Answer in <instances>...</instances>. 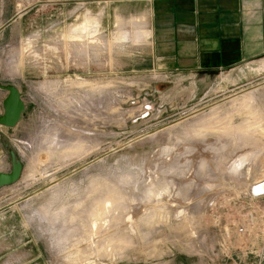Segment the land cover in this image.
<instances>
[{
	"label": "rangeland",
	"instance_id": "1",
	"mask_svg": "<svg viewBox=\"0 0 264 264\" xmlns=\"http://www.w3.org/2000/svg\"><path fill=\"white\" fill-rule=\"evenodd\" d=\"M84 2L0 0V83L26 105L0 127V173L4 144L22 163L0 188V264L227 263L251 244L236 229L264 224V69L150 71Z\"/></svg>",
	"mask_w": 264,
	"mask_h": 264
},
{
	"label": "crops",
	"instance_id": "2",
	"mask_svg": "<svg viewBox=\"0 0 264 264\" xmlns=\"http://www.w3.org/2000/svg\"><path fill=\"white\" fill-rule=\"evenodd\" d=\"M83 1L101 28L128 36L150 71L242 77L264 69V0Z\"/></svg>",
	"mask_w": 264,
	"mask_h": 264
},
{
	"label": "water",
	"instance_id": "3",
	"mask_svg": "<svg viewBox=\"0 0 264 264\" xmlns=\"http://www.w3.org/2000/svg\"><path fill=\"white\" fill-rule=\"evenodd\" d=\"M0 90L6 92V97L2 101V114L0 115V127L11 129L20 121L25 111V103L17 88L11 84L0 83ZM5 148L10 159V171L0 173V188L14 184L21 175L22 163L16 154L10 150L6 144Z\"/></svg>",
	"mask_w": 264,
	"mask_h": 264
},
{
	"label": "built area",
	"instance_id": "4",
	"mask_svg": "<svg viewBox=\"0 0 264 264\" xmlns=\"http://www.w3.org/2000/svg\"><path fill=\"white\" fill-rule=\"evenodd\" d=\"M253 198L263 196L262 193L250 191ZM254 219L244 221L237 229L238 235L246 236L250 240V247H246L238 256L227 257L224 264H264V224Z\"/></svg>",
	"mask_w": 264,
	"mask_h": 264
},
{
	"label": "bare ground",
	"instance_id": "5",
	"mask_svg": "<svg viewBox=\"0 0 264 264\" xmlns=\"http://www.w3.org/2000/svg\"><path fill=\"white\" fill-rule=\"evenodd\" d=\"M137 33L138 34L136 35L135 41H139V37L141 36L140 31L137 32ZM144 33H145V31H144ZM127 40H128V36L125 33H122V32H118V34L115 37V41L117 43H123V42L125 43ZM141 40H143V38ZM141 40L139 42H141ZM242 99L246 100V102L249 103L248 101H250V102L252 101V96H244V98H242ZM251 116L253 118H256L257 117V114L256 113H252ZM225 127H226V129L231 128L228 125L224 126V128ZM251 156H252V154H250V155L247 154V156H245V155L240 156L237 160L234 161V163H233V169L234 170H238L239 165L242 164L243 162H245L246 160H249V157H251ZM251 189L254 192L264 194V181L254 184V186L251 187ZM111 205L112 204H111L110 201H105L103 203L100 202V203H97V204H95V205L92 206V209L89 212V216L91 218V227L92 228L96 229V225L103 220L104 216L108 213V208Z\"/></svg>",
	"mask_w": 264,
	"mask_h": 264
}]
</instances>
